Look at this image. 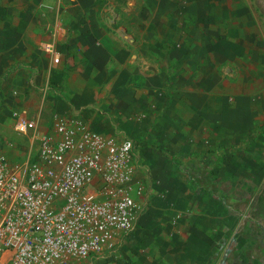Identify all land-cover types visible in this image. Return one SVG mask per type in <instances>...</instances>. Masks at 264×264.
<instances>
[{
	"label": "crops",
	"instance_id": "1",
	"mask_svg": "<svg viewBox=\"0 0 264 264\" xmlns=\"http://www.w3.org/2000/svg\"><path fill=\"white\" fill-rule=\"evenodd\" d=\"M16 4L23 16L19 27L27 25L29 10L39 15L35 29L42 32L50 26L44 42L56 43L60 60L52 66L50 57L41 52L10 72L15 64L10 53L3 52L7 67L3 59L0 75L8 73L1 81L2 91L17 92L16 100L26 104L25 91L43 94L47 85L44 102L50 114L78 110L107 135L120 132L177 151L187 137H202L204 110L218 116L215 108L212 112L210 97L234 98L245 89L239 76L233 82L240 73L233 68L243 65L242 54L248 58L254 53L243 49L241 36L232 33L231 18L239 23L245 5L241 1L17 0ZM45 6L54 11L53 17ZM4 24L13 25L9 19ZM258 58L264 74V56ZM256 108L258 120H264V83L258 86ZM15 148L6 152L12 160L17 158Z\"/></svg>",
	"mask_w": 264,
	"mask_h": 264
},
{
	"label": "rangeland",
	"instance_id": "2",
	"mask_svg": "<svg viewBox=\"0 0 264 264\" xmlns=\"http://www.w3.org/2000/svg\"><path fill=\"white\" fill-rule=\"evenodd\" d=\"M232 1L245 4L239 23L231 18L232 33L241 36L243 49L254 50L233 68L240 72L233 82L239 76L245 89L234 98L210 97L218 116L204 110L202 137H187L177 151L133 139L146 177L144 210L118 257L104 264H264V120H258L256 108L264 83L258 63V55L264 56V0ZM16 2L0 0V63L7 59L3 52L10 53L15 64L10 72L43 52L50 28L35 29V10L26 15L25 28L19 27L23 16ZM45 10L53 17L49 6ZM6 19L13 25H5ZM8 70L0 75V134L13 142L18 160L25 141L12 131L11 112L39 114L42 126L50 112L38 91H25L26 104L16 100L17 92H3Z\"/></svg>",
	"mask_w": 264,
	"mask_h": 264
},
{
	"label": "built area",
	"instance_id": "3",
	"mask_svg": "<svg viewBox=\"0 0 264 264\" xmlns=\"http://www.w3.org/2000/svg\"><path fill=\"white\" fill-rule=\"evenodd\" d=\"M42 51L52 66L59 63L54 41L43 42ZM10 116L25 150L10 159L15 145L0 134V264H104L118 257L147 193L134 141L103 133L78 110L52 112L45 126L24 109Z\"/></svg>",
	"mask_w": 264,
	"mask_h": 264
}]
</instances>
